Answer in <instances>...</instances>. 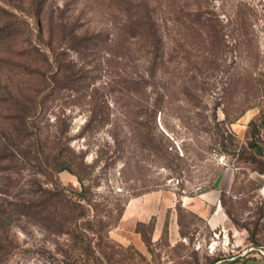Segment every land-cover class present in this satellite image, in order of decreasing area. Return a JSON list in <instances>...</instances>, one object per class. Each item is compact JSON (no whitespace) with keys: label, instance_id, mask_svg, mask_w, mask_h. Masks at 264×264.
I'll return each mask as SVG.
<instances>
[{"label":"rangeland","instance_id":"rangeland-1","mask_svg":"<svg viewBox=\"0 0 264 264\" xmlns=\"http://www.w3.org/2000/svg\"><path fill=\"white\" fill-rule=\"evenodd\" d=\"M141 2L0 0V264L264 254V0H149V22ZM72 154L87 215L117 219L83 242L40 206L80 191L59 170ZM218 198L223 238L204 221Z\"/></svg>","mask_w":264,"mask_h":264},{"label":"trees","instance_id":"trees-1","mask_svg":"<svg viewBox=\"0 0 264 264\" xmlns=\"http://www.w3.org/2000/svg\"><path fill=\"white\" fill-rule=\"evenodd\" d=\"M148 4L149 0H142L140 3V7H134L135 9L137 8H143L145 12H148ZM145 18L147 19V22L151 20L150 15L147 13ZM147 22L144 20H138L136 22V26L138 29H140V32L145 30V25H147ZM128 24L133 26L129 19H128ZM151 36L153 38H156V30L154 28L151 29ZM138 36H141V33L138 34ZM95 121V119L90 118L89 120L86 121L85 127H91L90 125ZM252 146V145H251ZM75 154H72V157H63V161H61V164L63 165L59 170L63 171L66 170L73 174L78 183L80 184V191L74 192L71 195L66 192L65 189L60 188L58 186V183L54 185L49 190L45 191V197L44 200L40 203V206L43 210H48V213H54L58 212L60 214V219H61V224L60 227L62 226L65 228L64 230L61 231L62 234H66L69 237L73 236H78L80 239V242H83L84 238L88 236V232L91 234L94 233H99L100 230L102 231V228L107 227L111 228L116 225V218L113 219L112 217H108V221L104 222L103 220H92L91 217H89L88 211L92 209L93 207L89 205H86L87 202V197L86 194L87 192L90 191L89 186L87 185L86 182H89L88 180V172L87 168L88 166H84V163L81 161L76 160ZM59 160V158L57 159ZM90 168V167H89ZM260 174L264 175V169L263 168H257L256 169ZM111 215V214H110ZM109 215V216H110ZM118 218V217H117ZM113 222V223H112ZM78 227V228H76ZM98 227V229H97ZM84 237V238H83ZM142 241L145 243L147 248H150L151 241L148 238H145L142 234ZM92 248L90 246L87 247V255L90 257L92 256V260L98 261V258L94 257L95 251L98 253L99 246L97 249H95L93 252L91 251ZM101 254H103L102 251H100Z\"/></svg>","mask_w":264,"mask_h":264},{"label":"crops","instance_id":"crops-1","mask_svg":"<svg viewBox=\"0 0 264 264\" xmlns=\"http://www.w3.org/2000/svg\"><path fill=\"white\" fill-rule=\"evenodd\" d=\"M233 177V172L232 170H224L220 174V176L216 180V185L222 186L223 190H220V192H225L229 186L231 185L232 178ZM211 194L209 192H205L203 194V198L206 201H210L212 205L214 204L215 206V200L210 198ZM218 200V206L215 209H212L211 212L213 213H208V215L205 217V226L207 228H210L211 230H214L216 228H219L220 225L222 229L218 232L222 238L228 233L225 230V223L227 220V215L223 211L222 206L220 205V200ZM223 225V226H222ZM230 252H232L230 250ZM225 253V251L223 252ZM261 253V252H260ZM212 264H264V254H259L257 252H251V250L246 249L243 252L237 254V255H223L222 258L214 261Z\"/></svg>","mask_w":264,"mask_h":264}]
</instances>
